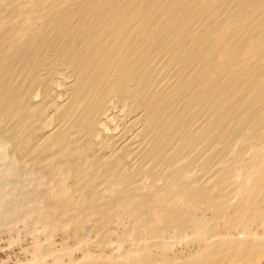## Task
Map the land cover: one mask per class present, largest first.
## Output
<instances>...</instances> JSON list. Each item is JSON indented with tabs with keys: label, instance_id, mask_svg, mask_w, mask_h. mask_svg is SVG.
<instances>
[{
	"label": "bare ground",
	"instance_id": "bare-ground-1",
	"mask_svg": "<svg viewBox=\"0 0 264 264\" xmlns=\"http://www.w3.org/2000/svg\"><path fill=\"white\" fill-rule=\"evenodd\" d=\"M0 250L264 264V0H0Z\"/></svg>",
	"mask_w": 264,
	"mask_h": 264
},
{
	"label": "rangeland",
	"instance_id": "rangeland-1",
	"mask_svg": "<svg viewBox=\"0 0 264 264\" xmlns=\"http://www.w3.org/2000/svg\"><path fill=\"white\" fill-rule=\"evenodd\" d=\"M2 252H3V253H2ZM5 257H6V255H5L4 251L0 250V259H1V258H5Z\"/></svg>",
	"mask_w": 264,
	"mask_h": 264
}]
</instances>
